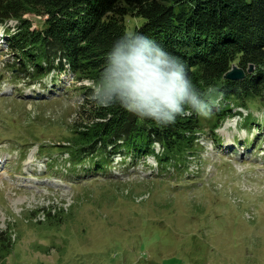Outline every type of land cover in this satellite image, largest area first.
Here are the masks:
<instances>
[{
  "label": "rangeland",
  "instance_id": "374dc122",
  "mask_svg": "<svg viewBox=\"0 0 264 264\" xmlns=\"http://www.w3.org/2000/svg\"><path fill=\"white\" fill-rule=\"evenodd\" d=\"M23 19L35 29L44 21ZM15 24L0 25L5 264H264V100L215 130L204 122L179 171L162 176L148 157L116 158L106 175L69 173L65 142L82 123L75 89L91 83L58 71L26 79L4 33Z\"/></svg>",
  "mask_w": 264,
  "mask_h": 264
},
{
  "label": "trees",
  "instance_id": "16d2710c",
  "mask_svg": "<svg viewBox=\"0 0 264 264\" xmlns=\"http://www.w3.org/2000/svg\"><path fill=\"white\" fill-rule=\"evenodd\" d=\"M29 13L43 17L40 29L23 19ZM131 21L139 23L131 27ZM10 22L16 24L4 33L26 79L42 82L58 71L91 83L75 89L82 123L65 142L74 161L69 173L106 175L116 158L137 163L148 157L162 176L169 168L179 171L197 151L204 122L215 130L241 116L236 109L264 100V0H0V25ZM130 29L178 58L199 92L216 90L212 99L219 103L208 115L189 108L174 123L158 124L89 99L113 42ZM234 65L245 72L242 81L224 79ZM244 119L246 128L255 121ZM9 238L0 239V264L12 250Z\"/></svg>",
  "mask_w": 264,
  "mask_h": 264
},
{
  "label": "clouds",
  "instance_id": "9594fccd",
  "mask_svg": "<svg viewBox=\"0 0 264 264\" xmlns=\"http://www.w3.org/2000/svg\"><path fill=\"white\" fill-rule=\"evenodd\" d=\"M215 89L199 92L185 65L157 42L139 33H125L107 53L100 80L89 99L109 107L122 108L158 124L174 123L191 109L208 115Z\"/></svg>",
  "mask_w": 264,
  "mask_h": 264
},
{
  "label": "water",
  "instance_id": "95a60500",
  "mask_svg": "<svg viewBox=\"0 0 264 264\" xmlns=\"http://www.w3.org/2000/svg\"><path fill=\"white\" fill-rule=\"evenodd\" d=\"M252 70L253 68L250 67L248 70V74H250ZM245 76H246L245 72L234 65L232 69L224 75V79L231 81H242L245 78Z\"/></svg>",
  "mask_w": 264,
  "mask_h": 264
}]
</instances>
